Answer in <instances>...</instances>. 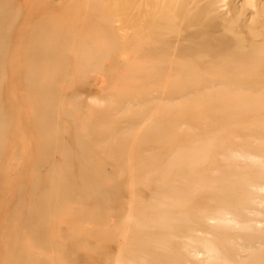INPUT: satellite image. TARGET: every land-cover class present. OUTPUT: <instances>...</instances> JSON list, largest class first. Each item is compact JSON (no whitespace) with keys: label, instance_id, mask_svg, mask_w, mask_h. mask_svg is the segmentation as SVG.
Wrapping results in <instances>:
<instances>
[{"label":"rangeland","instance_id":"rangeland-1","mask_svg":"<svg viewBox=\"0 0 264 264\" xmlns=\"http://www.w3.org/2000/svg\"><path fill=\"white\" fill-rule=\"evenodd\" d=\"M17 2L27 0H9L0 31L5 35L0 56V264H127L142 259L168 264L173 246L172 259L184 257L173 242L180 237H171L166 228L160 243L142 242L134 207L156 205L155 215H161L164 205L157 200L168 199L171 192L157 177L166 170L175 136L196 130L189 124L201 119L191 113L195 105L199 114L203 96L197 94V101L193 93L175 96L170 79L155 71L159 61L112 57L110 44H95L91 37L68 44L60 10L25 32ZM45 35L59 49L84 53L35 56L33 39L40 45ZM91 47L108 54L93 56ZM223 106L220 113L234 111ZM216 157L224 155L218 151ZM155 160L163 163L153 166ZM85 173L88 184L81 178ZM157 187L161 189L153 194ZM254 190L250 221L230 214L224 225L197 223L218 255L248 262L249 253L264 249L259 242L244 246L252 231L249 224L261 225L264 219V186ZM96 199L102 209L82 213ZM205 207L200 201L191 208L196 221V212ZM198 251L187 264L218 260Z\"/></svg>","mask_w":264,"mask_h":264},{"label":"bare ground","instance_id":"bare-ground-1","mask_svg":"<svg viewBox=\"0 0 264 264\" xmlns=\"http://www.w3.org/2000/svg\"><path fill=\"white\" fill-rule=\"evenodd\" d=\"M8 2L0 0V31L5 25ZM17 5L19 16L24 17L25 32L52 19L60 10V29L68 44L91 37L95 44H110L112 57L159 61L155 71L170 79L167 84L177 90L175 96L193 93V101L203 96L199 99L203 103L199 114L195 105L191 113L201 119L189 124L196 130L184 138L175 136L166 170L157 177L169 185L171 192L168 199L157 200L164 205L161 215H155L156 205L134 207L142 226L137 234L144 231L142 242L160 243L166 228L171 237H180L173 242L184 256L172 259L173 246L167 256L168 264H187L189 255L198 256V249L218 258L215 264H264V249L249 253L248 262L218 255V247L203 234L205 230L197 227V223L204 222L224 225L230 214L243 222L250 221L254 189L264 186V0H27ZM92 16L96 20L90 21ZM4 36L0 32V56ZM46 38L45 35L40 45L33 39L35 56L84 53L59 49ZM7 52L6 48L5 58ZM89 54L108 53L91 47ZM245 89L251 92L243 97L239 93ZM220 105L234 111L220 113ZM212 109L214 113H210ZM237 136L246 140L236 142ZM218 151L224 158L217 160ZM162 163L155 160L152 165ZM88 173L81 177L86 184L90 181ZM160 189L157 187L153 194ZM99 200L87 203L91 207L82 213L101 210ZM200 201L206 202L207 207L195 211L199 215L196 221L191 208ZM259 223L249 224L252 231L245 247L264 244V219ZM197 243L202 247L195 246ZM127 264L160 263L142 259Z\"/></svg>","mask_w":264,"mask_h":264}]
</instances>
